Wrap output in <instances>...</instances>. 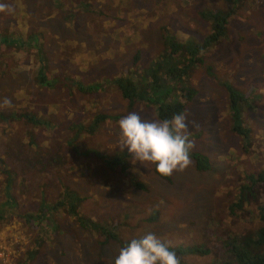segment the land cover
Instances as JSON below:
<instances>
[{"label":"rangeland","instance_id":"rangeland-1","mask_svg":"<svg viewBox=\"0 0 264 264\" xmlns=\"http://www.w3.org/2000/svg\"><path fill=\"white\" fill-rule=\"evenodd\" d=\"M0 3L14 9L0 13V37L28 31L51 40L29 50L0 44V165L17 167L19 178L9 182L11 206L0 176L2 264H114L126 243L149 232L170 241L181 264H225L228 238L264 227L258 215L264 182L252 186L247 179L264 174V0ZM205 11L227 13L228 23L224 37L201 52L186 81L176 84L193 91L185 99L153 62L173 55L170 41L179 44L170 64L187 65L189 48L211 30ZM36 48L40 52L30 54ZM152 73L158 92L151 96L180 102L198 125L189 126L197 145L192 165L164 178L120 146L121 118L132 112L157 118L146 101L128 104L115 80L128 78L135 91L146 92ZM55 78L71 84L58 86ZM230 89L243 97V135L232 128ZM22 114L41 124H28ZM98 115L106 119L92 129ZM30 155L38 161L22 165ZM194 155L205 158V168H197ZM64 188L83 199L76 212L84 227L64 206L38 217L40 200L51 206ZM241 194L245 201L229 214Z\"/></svg>","mask_w":264,"mask_h":264},{"label":"trees","instance_id":"trees-1","mask_svg":"<svg viewBox=\"0 0 264 264\" xmlns=\"http://www.w3.org/2000/svg\"><path fill=\"white\" fill-rule=\"evenodd\" d=\"M206 13L204 14L206 17L211 18L209 21L210 24V31L208 35H206L203 40L200 43H195L191 48H189L190 51V57L189 62L187 65L182 66L179 65V67L175 66L174 64H170V56H174L176 52V46L179 45L177 43H171L170 41L167 43V47L170 48V51L173 55L167 54L165 56V60L162 59L158 62V59H156L153 64L154 67L157 68V71L163 70V75L168 76L171 78V82H173V91H177L178 97H182L185 99H189L192 97L193 91L191 90H183L180 87H177L176 84L181 83L182 80L186 81L188 71L189 69L196 64L197 62H200V54L204 50L212 47L215 45L223 36L225 35V27L228 23V14H214L209 11H205ZM202 14V12H201ZM31 41L29 40L28 43L25 42L24 39H8L6 37H0V44L5 45V46H15L16 48H22L24 46H29ZM137 60V55H135L132 59V62L134 63ZM42 70L41 66L37 71V76ZM38 83L42 86H49L43 85L42 79H38ZM57 82V81H56ZM145 83L148 86V90L146 92H137L134 89V85L132 81L128 78H119L115 80V88L119 92L122 98H124L128 104H132L135 100L139 102H148L154 106V112L156 115V118L159 120H164L168 119L171 120L174 115L178 113H182L184 106L178 102V101H171L167 99L168 95H162L165 97L164 99L157 100L153 96V94L157 93L158 90L155 88L158 86L157 83V77L155 73H152L151 75V81L150 83ZM170 88V91L171 89ZM229 96V101H228V110L229 113L232 116L233 123H232V128L234 131H236L239 135H243L245 131L241 128V120H242V100L243 97L236 93L233 90H229L228 93ZM152 98V99H150ZM22 118H24L25 122L28 124L31 123V125H39L41 124L40 122H34L36 118L31 115V114H22ZM0 118L2 116L0 115ZM106 119L105 116L103 115H98L94 118L93 123L91 124L92 129L96 126L98 122L104 121ZM76 127V126H75ZM76 129L78 130L79 127L77 126ZM196 158L199 159V164L197 166L198 169L205 168L206 166V160L204 157H199L198 155H194ZM57 157V156H55ZM59 159V158H58ZM116 160V159H113ZM38 160L37 158L34 157L33 162L36 163ZM111 163V162H109ZM117 161H114L113 164H116ZM123 167V165L121 166ZM153 171L156 175L160 176L159 174L156 173L155 171V166L153 168ZM161 177V176H160ZM164 178V177H162ZM248 181L250 182V185H254L256 183L264 182V174L260 173L256 177H248ZM10 188V183H8L4 187V193L8 196L10 193L9 191ZM247 190V189H246ZM245 197L244 194H241L240 197L236 200L235 203H232L229 206V214H234L237 212L236 210H239L241 207V204L243 199ZM83 199L81 197H78L75 195V193L72 190H69L68 188H64L62 192V199L60 201H57L53 205L49 206L46 205L42 200L39 203L38 206V211L40 215L38 217H45L47 218L48 213L47 210L50 209L51 211H55L56 208L64 206L66 208V211L69 215L74 216L79 224V226L84 227V220L81 219L80 217H77V212L76 208L81 204ZM5 204H10L12 206L13 201L11 199L5 200ZM258 215L259 219L261 221H264V207H260L258 209ZM39 222V220H38ZM93 230L100 231V227H95ZM225 243L227 244L225 250L228 252V262L226 258V263L225 264H264V227L258 228L256 231L253 233H249L240 237H230L228 238ZM128 244V243H126ZM197 250V249H195ZM195 250H189V252H195ZM202 253L205 254L206 250L202 249Z\"/></svg>","mask_w":264,"mask_h":264},{"label":"clouds","instance_id":"clouds-1","mask_svg":"<svg viewBox=\"0 0 264 264\" xmlns=\"http://www.w3.org/2000/svg\"><path fill=\"white\" fill-rule=\"evenodd\" d=\"M14 11L8 4L0 3V13ZM4 106L10 107L11 100L5 98ZM188 113L182 112L171 120L146 119L132 112L118 121L120 146L127 147L134 161L152 164L161 177H170L183 172L192 163V152L196 142L190 139L189 126L198 127L189 121ZM170 241L165 242L149 232L142 238L132 239L122 247L114 264H181Z\"/></svg>","mask_w":264,"mask_h":264},{"label":"crops","instance_id":"crops-1","mask_svg":"<svg viewBox=\"0 0 264 264\" xmlns=\"http://www.w3.org/2000/svg\"><path fill=\"white\" fill-rule=\"evenodd\" d=\"M26 32H27V33H24V37H19L18 35H15V37H13V38L20 39V40L24 39L26 43H28L29 40L31 41L30 45H29V46H24L23 50H29L30 48L34 49L35 45L38 44V43H42V42H44V43L47 44L49 41H51L49 38H42V37H40V36H37V35H35V34H32V32H28V31H26ZM56 32H57V30H56ZM223 37H224V36H223ZM55 38L57 39V37L54 36L53 40H55ZM35 51H36V52H35ZM35 51H33V52L30 53V54H34V55H36L37 53L40 52V49H39V48H36ZM36 59L39 61V60H42L43 58H41V57H36ZM41 68H42V70H43V66H41ZM240 79H241V77H240ZM56 81H57V82H56ZM54 83H55L56 85H58V86H63V87H67V86H69V85L71 84L70 81L65 80V79H63V78H61L60 80H56V78H55ZM41 86H42V85H41ZM46 87L48 88L49 86H46ZM28 143H29V142H27L25 149H28ZM34 157H35L34 155H30L29 157H27V160H26L25 162H23L22 165L27 166V165H29V164L34 163V162H33ZM53 157H54V156H53ZM35 158H37V157H35ZM0 166H1V167H0V176L3 177V179H4V181H5V186H6L9 182H11L12 180L15 181V179L18 178V176H17V170L15 171V169H17V167H14L13 169H10L9 164H7V165H6V164H2V165H0ZM22 167H23V166H22ZM18 179H19V178H18ZM5 186H4V187H5ZM9 189H10V188H9ZM9 193H10V194L7 196V195L4 193V188H3V195H4V197H5V200H7V199L9 198V199H11V200L13 201V193H12V191L10 190ZM40 202H41V200H40ZM40 202H39V203H40ZM43 202H44V201H43ZM5 203H6V202H5ZM44 203H45V202H44ZM38 206H39V204H38Z\"/></svg>","mask_w":264,"mask_h":264},{"label":"built area","instance_id":"built-area-1","mask_svg":"<svg viewBox=\"0 0 264 264\" xmlns=\"http://www.w3.org/2000/svg\"><path fill=\"white\" fill-rule=\"evenodd\" d=\"M5 260V253H4V249L2 247H0V264H2Z\"/></svg>","mask_w":264,"mask_h":264}]
</instances>
